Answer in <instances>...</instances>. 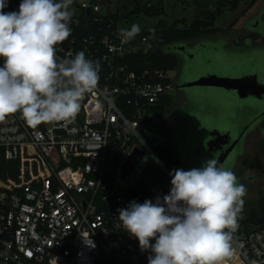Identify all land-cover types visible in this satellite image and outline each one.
<instances>
[{"label":"built area","instance_id":"obj_1","mask_svg":"<svg viewBox=\"0 0 264 264\" xmlns=\"http://www.w3.org/2000/svg\"><path fill=\"white\" fill-rule=\"evenodd\" d=\"M108 7L78 2L95 22ZM150 49L149 38L126 41L115 32L60 43L59 61L83 50L101 65L98 87L77 117L37 127L19 113L0 121V264H148L150 251L120 227L126 199L107 176L130 151L143 150L147 160L151 153L139 128L167 96L171 71L133 67L131 59ZM169 190L159 185L149 199ZM222 264H264V224L238 221Z\"/></svg>","mask_w":264,"mask_h":264},{"label":"clouds","instance_id":"obj_2","mask_svg":"<svg viewBox=\"0 0 264 264\" xmlns=\"http://www.w3.org/2000/svg\"><path fill=\"white\" fill-rule=\"evenodd\" d=\"M75 0H20L4 11L0 0V121L19 113L32 127L69 123L97 89L101 65L75 53L57 59V45L71 34ZM139 24L121 27L132 41ZM168 194L118 209L120 227L150 251L148 264H222L244 205V185L214 156L200 167L173 169ZM154 241V243L152 242Z\"/></svg>","mask_w":264,"mask_h":264},{"label":"flooded vegetation","instance_id":"obj_3","mask_svg":"<svg viewBox=\"0 0 264 264\" xmlns=\"http://www.w3.org/2000/svg\"><path fill=\"white\" fill-rule=\"evenodd\" d=\"M256 1L249 0L240 15L244 17ZM234 25L168 48L177 64L170 72V102L161 118L166 132L149 130L147 125H142L139 132L150 149L159 137L173 150L184 170L200 167L211 156L217 158L246 188L243 199H253L243 209L248 213L258 210L264 199V5L241 23L243 35L224 36ZM222 45L230 55L221 53ZM218 55L224 64L220 65ZM211 68L220 70L215 71L221 77L245 79L237 91L210 87L204 88L203 94H195L190 90L197 87H183L192 80L195 70ZM139 151L146 164L145 152ZM140 169L128 175L126 182L133 181Z\"/></svg>","mask_w":264,"mask_h":264},{"label":"trees","instance_id":"obj_4","mask_svg":"<svg viewBox=\"0 0 264 264\" xmlns=\"http://www.w3.org/2000/svg\"><path fill=\"white\" fill-rule=\"evenodd\" d=\"M17 1L20 3V0ZM79 1L80 0H75L74 4L71 6L74 13V22L70 25L72 32L65 41L61 42L62 44L66 45L68 40L72 38L78 42H82V40L90 36V34H94L96 38H100L102 35L110 34L111 32H115L118 35L120 17L116 11L112 13L110 7H108L106 15L102 16V21L95 22L93 20L94 16H88L85 12L79 11ZM93 1L99 3L98 0ZM131 1L133 5L128 11V14H144L157 17L164 13L161 0H157L155 4L143 0ZM240 1L241 0H194L193 18L188 24L183 19L174 20L169 25L158 24L156 29L140 31L134 40L140 41L142 38L151 39V49L145 55L138 54L134 56L131 59L133 67L135 68L137 66L139 69H158L164 72L173 71L177 62L173 55L168 53V48L180 41L197 39L202 36L223 31L215 28L216 19L222 14L223 10L235 11ZM4 11H13L8 2ZM235 22L236 20L230 22L224 30L230 28ZM169 102L170 98L166 96L158 105L150 108L147 114L148 117L145 119L143 126L150 125L154 119H161L166 112ZM151 151L154 158L158 160L168 173L173 169H180L173 150L163 143L159 137H156V142L152 146ZM118 177L117 168V170H114L107 176V180L111 187H116L124 195L126 207L129 202L133 200L143 203L145 199H149L153 190L159 185L166 184L171 187L170 177L165 174L157 162L149 158L146 164L140 169L136 178L128 182L132 183L131 185L125 186L127 184L126 181L119 183ZM238 221L243 224H264V199L259 203L258 210H251L242 216L238 215Z\"/></svg>","mask_w":264,"mask_h":264},{"label":"rangeland","instance_id":"obj_5","mask_svg":"<svg viewBox=\"0 0 264 264\" xmlns=\"http://www.w3.org/2000/svg\"><path fill=\"white\" fill-rule=\"evenodd\" d=\"M99 3L103 4L104 6L108 5L112 10H115L119 14V29L121 27L129 28L132 24H139L141 31H148L153 30L158 27V24L160 25H169L174 20H181L183 19L187 24L192 20L193 18V2L194 0H161L162 1V10L164 11L163 14L152 17L147 16L144 14H128V11L132 8L133 2L131 0H98ZM143 1H149L152 4L157 3V0H143ZM7 2L10 4L11 8L13 10H18L19 1L17 0H7ZM247 2L249 0H242L240 1L238 8L235 11L230 10H223L222 14L216 19L215 21V28L223 30L225 27L228 26L230 22L233 20H236L234 23V28L231 29L229 32L223 34L224 36L230 37V38H236L241 35H243V31L240 28V25L243 21L248 19L251 15H253L258 9H260L261 6L264 5V0H257L254 4V6L246 12L244 17H242L240 14L242 10L246 7ZM228 48L226 49L224 45L221 46V53L225 56L230 55L227 52ZM234 51V50H233ZM236 55V54H235ZM218 61L223 63V60L220 59V55L217 56ZM237 59V58H236ZM218 64V63H217ZM224 64V63H223ZM218 64V66L220 67ZM216 66V64L214 65ZM214 68H211L209 70H205V72H199V76H211V75H219L217 72H221L220 70H216ZM172 75L169 74L170 81L172 82ZM206 89L204 88H192L190 92L199 94L204 93ZM172 111V110H171ZM147 128L149 130L155 131V132H161L165 133L166 129H164V122L162 119H154L150 125H147ZM151 151V150H150ZM147 158L152 159L156 162L153 153L151 151L150 154H148ZM144 166V162L138 167L140 169ZM132 183H127L125 186H129ZM253 202L252 198H244V205L242 208V211L239 213L240 216L244 215L245 207L248 204H251Z\"/></svg>","mask_w":264,"mask_h":264},{"label":"water","instance_id":"obj_6","mask_svg":"<svg viewBox=\"0 0 264 264\" xmlns=\"http://www.w3.org/2000/svg\"><path fill=\"white\" fill-rule=\"evenodd\" d=\"M87 11V15H88ZM245 78L221 77L217 75L199 76V70L193 72L192 80L187 82L183 87L197 88H221L225 90L239 89V85ZM135 161V162H133ZM143 163V156L138 149H134L129 153L124 162L118 167V182L123 183L127 180L128 175L135 173L136 169ZM138 243V240L134 238ZM139 244V243H138Z\"/></svg>","mask_w":264,"mask_h":264}]
</instances>
